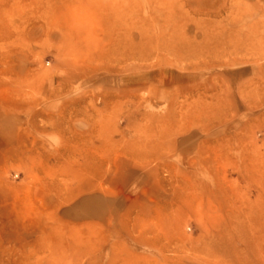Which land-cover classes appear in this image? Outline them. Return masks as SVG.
<instances>
[{
	"label": "rangeland",
	"instance_id": "374dc122",
	"mask_svg": "<svg viewBox=\"0 0 264 264\" xmlns=\"http://www.w3.org/2000/svg\"><path fill=\"white\" fill-rule=\"evenodd\" d=\"M262 55L264 0H0V264H264Z\"/></svg>",
	"mask_w": 264,
	"mask_h": 264
},
{
	"label": "bare ground",
	"instance_id": "6f19581e",
	"mask_svg": "<svg viewBox=\"0 0 264 264\" xmlns=\"http://www.w3.org/2000/svg\"><path fill=\"white\" fill-rule=\"evenodd\" d=\"M60 8H62V7H60ZM60 8L59 9H56V11L57 12H59L60 11ZM48 8L45 6L44 8H42V11H43V13H46V12H48ZM70 11H72V12H78V7H76V8H74V7H72L71 9H70ZM158 37H157V39L158 40H160V37H161V39H162V37H164V36H160V35H157ZM255 39H256V37L254 36V34H249V37L246 39V37L244 36H241V38H240V40H239V42H240V44L241 45H248V44H250V43H252L253 41H255ZM150 39H149V36L148 35H146V36H141L137 41L135 40V39H132V41H133V44L134 45H140V47H146V46H149V45H151V43H152V41H149ZM257 40V39H256ZM168 42H170L169 40H168ZM249 42V43H248ZM120 45V44H119ZM258 57V56H257ZM260 57V56H259ZM259 57H258V59H259ZM261 58H264V56L262 55L261 56ZM263 89L261 90V91H258V93H264V86L262 87ZM256 90H258V89H256ZM256 90H254V91H256ZM159 240L158 239H156L155 240V243H157ZM168 248L166 247V248H159V247H157V252L162 256V254H163V252L165 251V250H167Z\"/></svg>",
	"mask_w": 264,
	"mask_h": 264
}]
</instances>
